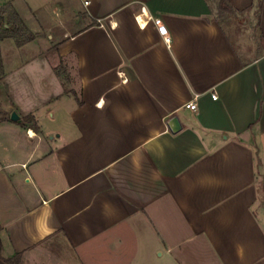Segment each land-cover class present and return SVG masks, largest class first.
<instances>
[{
    "label": "crops",
    "instance_id": "1",
    "mask_svg": "<svg viewBox=\"0 0 264 264\" xmlns=\"http://www.w3.org/2000/svg\"><path fill=\"white\" fill-rule=\"evenodd\" d=\"M31 1L0 0L39 30L11 41L16 54L37 48L2 76L7 108L39 127L53 101L72 133L26 137L20 116L0 119L16 148L15 160L0 149L2 258L264 264V0H226L223 20L215 0H40L58 14L49 42ZM241 17L243 30L227 29Z\"/></svg>",
    "mask_w": 264,
    "mask_h": 264
},
{
    "label": "rangeland",
    "instance_id": "2",
    "mask_svg": "<svg viewBox=\"0 0 264 264\" xmlns=\"http://www.w3.org/2000/svg\"><path fill=\"white\" fill-rule=\"evenodd\" d=\"M33 1L34 0L31 1V5L33 7V10L37 9L36 13H34V17H36L37 20L40 21V24H41V26H43V28H45L49 31L47 39H46V41L49 42V39H48L49 35L54 36L56 34V32L59 31V28L57 25L58 14H56L55 11L54 12L52 11L50 13V15L45 14V12H43V11L40 12V9H38V5H36V4H38V2H40V0H37V3H34ZM242 21H243V17H241L240 19H238L236 21L231 20L230 25L229 26L226 25V27H228L227 28L228 30L231 29L232 31L234 30L235 32L241 31L244 29V27L242 26V23H241ZM223 24H225V22ZM76 25H79V22ZM37 30L38 29L33 27L32 31L31 30H29V31L31 33H34V35H35V32L39 31V30L38 31ZM1 33H2V30L0 29V35H1ZM11 41H14V43H15V40H13V39L6 40V41L2 40L1 41L2 43L0 42V119L5 117V119L9 123H12V124L17 126L18 124L14 123L10 120L11 112H10V109L7 108L10 101H9V98L7 97L8 95H7L5 85L3 84V82H1L2 81L1 78L4 75V73L6 74L7 72L12 71L13 69L17 68V66L24 64V61L28 58V56H32V55L36 54L34 49H36L37 47L30 46L31 48L30 47L24 48V51L19 53L20 54L19 55V54L14 53L13 50L9 49V47L12 43ZM42 53H44V52H42ZM50 53H52V52H50ZM44 56H48V55L45 53ZM61 71L62 70L60 68L59 72H61ZM34 78H36L37 80H35L33 82V87H34V90L39 93L40 90H39L38 82H40V80L42 78H39V77H34ZM15 79L16 80L18 79L20 82H22V84H23L22 90H25V91L30 90V88H29L30 83L29 82L31 81V79L28 80L27 78H24V76L15 77ZM40 87L44 90H48L51 88L49 81L47 79H45V81H43L41 83ZM21 94H23L22 99H25V100L31 99L32 102L34 100H37L38 98H40L39 94H34L32 97L29 96V93H27V94L21 93ZM27 97H28V99H27ZM52 105H53V101L48 102L43 107L42 106L40 107L39 114H40V118L42 117V121L39 122V127L37 125V127H38L37 132L31 128V124L35 123V121H30V120L26 119V117H23V115L20 111L18 112L20 118L22 120H25V122H26V124L24 126L21 125V129L23 131L22 133L24 135H26V137H29L27 135L29 128L32 129L33 132H36L34 134H37V135L41 134V131H42L44 136H48L47 139L49 141H50V137H55L57 135V133L58 134L59 133L64 134L63 132H65V133L68 132L67 134H70V132L72 133V127L70 125H68V123H66L65 120H60V122L59 121L57 122V120H56L57 117L55 119L51 118L50 112L47 109L52 107ZM50 111L54 112L53 110H50ZM18 126L20 127V125H18ZM8 139L9 138H6V136H4L0 132V149L4 150L5 152H8L13 157L12 159L15 160L16 157H14L15 155H13V150H16V148H15V146H13V143H11ZM41 139H42L41 142L38 141L36 143H33V145L36 144L37 147L40 145V148L45 149L46 144H47V139H45L44 137L43 138L41 137ZM154 264H165V259L159 257L156 260H154Z\"/></svg>",
    "mask_w": 264,
    "mask_h": 264
},
{
    "label": "trees",
    "instance_id": "3",
    "mask_svg": "<svg viewBox=\"0 0 264 264\" xmlns=\"http://www.w3.org/2000/svg\"><path fill=\"white\" fill-rule=\"evenodd\" d=\"M216 3V19L223 20L235 12L229 7L226 0H215ZM0 29L2 33L0 35V42L5 39L15 40L16 46L20 47L26 43H29L35 39L34 34H32L22 19L13 10L10 4L6 5L4 8L0 9ZM58 71V75H59ZM26 119L30 121H35L33 116H26ZM25 122V120H24ZM26 122L23 124V126ZM31 128L34 131H38L36 123L31 124ZM2 228L0 227V232ZM0 264H22L21 254H17L12 258L4 259L2 258V244L0 241Z\"/></svg>",
    "mask_w": 264,
    "mask_h": 264
},
{
    "label": "water",
    "instance_id": "4",
    "mask_svg": "<svg viewBox=\"0 0 264 264\" xmlns=\"http://www.w3.org/2000/svg\"><path fill=\"white\" fill-rule=\"evenodd\" d=\"M10 120L14 123H21V120H20V118L16 112L11 113ZM167 127H168V130L170 131V133H172V134L177 133L181 129V125L179 123L178 118L177 117L171 118Z\"/></svg>",
    "mask_w": 264,
    "mask_h": 264
},
{
    "label": "built area",
    "instance_id": "5",
    "mask_svg": "<svg viewBox=\"0 0 264 264\" xmlns=\"http://www.w3.org/2000/svg\"><path fill=\"white\" fill-rule=\"evenodd\" d=\"M211 99L212 100H216L217 99V96L215 94H212L211 95ZM184 108L190 109V110L194 111V110L197 109V104L195 103V101H191V102L185 104L184 105Z\"/></svg>",
    "mask_w": 264,
    "mask_h": 264
},
{
    "label": "bare ground",
    "instance_id": "6",
    "mask_svg": "<svg viewBox=\"0 0 264 264\" xmlns=\"http://www.w3.org/2000/svg\"><path fill=\"white\" fill-rule=\"evenodd\" d=\"M28 136H31V137H34L35 136V134H34V132L33 131H28Z\"/></svg>",
    "mask_w": 264,
    "mask_h": 264
}]
</instances>
